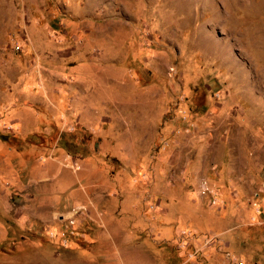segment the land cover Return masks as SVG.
<instances>
[{
    "label": "rangeland",
    "instance_id": "obj_1",
    "mask_svg": "<svg viewBox=\"0 0 264 264\" xmlns=\"http://www.w3.org/2000/svg\"><path fill=\"white\" fill-rule=\"evenodd\" d=\"M0 264H264V0H0Z\"/></svg>",
    "mask_w": 264,
    "mask_h": 264
}]
</instances>
